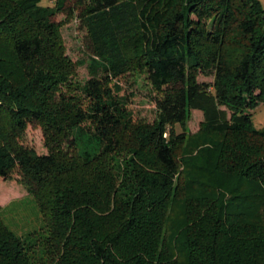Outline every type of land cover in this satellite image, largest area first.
<instances>
[{
    "label": "trees",
    "instance_id": "trees-1",
    "mask_svg": "<svg viewBox=\"0 0 264 264\" xmlns=\"http://www.w3.org/2000/svg\"><path fill=\"white\" fill-rule=\"evenodd\" d=\"M40 2L0 0V179L36 199L45 225L38 246L0 223V264H264V128L251 125L264 102V0ZM57 12L75 14L101 62L83 85ZM137 76L156 117L115 166L134 123L120 91ZM192 106L197 135L221 140L213 169L201 150L182 152ZM36 123L43 154L22 143ZM75 128L98 153L77 152Z\"/></svg>",
    "mask_w": 264,
    "mask_h": 264
},
{
    "label": "rangeland",
    "instance_id": "rangeland-1",
    "mask_svg": "<svg viewBox=\"0 0 264 264\" xmlns=\"http://www.w3.org/2000/svg\"><path fill=\"white\" fill-rule=\"evenodd\" d=\"M39 6L43 8L46 6L55 7V0H41ZM54 18L62 24L59 27V36L62 43L63 56L67 59L70 69L74 70V80L83 85L87 79L96 73L101 62L99 59L95 60L89 55L85 42L86 29L82 28L75 14L67 15L64 12H57ZM134 79L130 80L131 83L122 84L120 91L121 95L128 98V105L132 111L134 123L124 134L122 142L124 148L114 156L116 158L115 166L116 164L121 167L125 165L131 149L136 144L140 130L142 131V127L152 124L156 117V107L150 98V86L142 76H137ZM198 81L200 83L212 82L213 77L199 76ZM220 108L224 109V107ZM187 115L183 128L191 138L189 144L183 145L182 152L184 154H187V152L191 153L193 148L194 150H201L200 153H203L204 156L200 161L205 162H202V164H206L205 166L213 169L218 154L215 147H218L221 140L215 137H199L197 135L199 126L204 120L203 111L199 107L192 106L187 111ZM251 125L255 129L264 128V102L253 110ZM174 129L177 133L182 130L180 125L174 126ZM72 133L76 150L82 157L93 156L99 152L100 147L97 141L89 132L86 133L84 128H75ZM22 143L34 148L37 153L43 154L47 152L44 147L42 127L37 123L26 127ZM227 176L226 180L233 181L230 175ZM182 212L183 206L177 205L173 208L170 222L167 225L168 230L178 227L182 221ZM0 223L21 241H26L28 244L32 242L39 246L40 232L45 227L43 214L40 212L36 199L15 180L5 181L0 179Z\"/></svg>",
    "mask_w": 264,
    "mask_h": 264
}]
</instances>
